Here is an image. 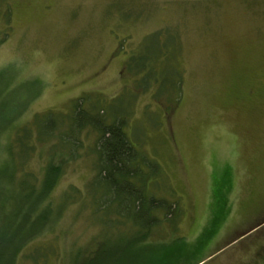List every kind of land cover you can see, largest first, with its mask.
<instances>
[{
	"label": "rangeland",
	"instance_id": "374dc122",
	"mask_svg": "<svg viewBox=\"0 0 264 264\" xmlns=\"http://www.w3.org/2000/svg\"><path fill=\"white\" fill-rule=\"evenodd\" d=\"M143 45L167 48L163 68L180 71L176 104L178 94L154 99L151 80L135 89L125 67ZM79 103L120 110L130 143L158 167L146 185L178 215L144 240L117 222L116 202L99 211L88 129L51 194L56 223L15 264H33L25 256L38 248L37 264H264V0H0V161L18 129L49 113L60 123ZM56 143H35L15 179L40 177Z\"/></svg>",
	"mask_w": 264,
	"mask_h": 264
},
{
	"label": "trees",
	"instance_id": "16d2710c",
	"mask_svg": "<svg viewBox=\"0 0 264 264\" xmlns=\"http://www.w3.org/2000/svg\"><path fill=\"white\" fill-rule=\"evenodd\" d=\"M143 47L142 52L138 50L129 57L125 67L128 75L135 79V89L147 92L148 80H151L157 85L154 99H159L166 93L178 94L177 98L175 96L167 99L168 105L176 104L182 75L180 71L174 72L171 69L169 72L163 68L164 60H168L167 48L151 45L145 46V49ZM156 66L166 72L165 74L158 70L157 73H161L160 79L153 77ZM166 88L172 90L168 92ZM101 102L98 101V104ZM96 108L90 106L87 110L79 103L73 108L72 114L67 115L60 123L53 120L51 113L38 115L32 125L24 126L15 133L12 140L15 144V154L12 158L7 156L0 161V173L7 166H13V177H0V264H15L26 246L44 232H48L56 223L54 220L51 222V194L64 168L77 158L76 153L81 148L79 135L88 129L97 134L93 152L97 157L98 172L89 189L100 195V204L104 205L97 206L99 211L107 210L116 202L118 209L114 216L117 222L122 224L125 219L131 221L135 228L133 239L141 237L144 240L155 235L151 233L153 225L172 221L178 215V209L171 202L155 197L146 185L145 178L155 176L158 167L156 169L152 162L138 155L124 131L127 121L120 110L115 107L104 117L101 116V112L105 111L103 104L101 112L96 113ZM109 116L113 120L107 123ZM60 125H64L62 133L59 131ZM51 139L57 140V143L52 144L48 151L49 159L42 175L35 177L33 173L26 172L15 179L16 171L25 170L21 159H30L35 153V143L46 144L52 141ZM141 161L145 163L149 173L145 174L140 169ZM9 194L12 196L9 197ZM15 194L16 199L18 197L16 201L13 200ZM65 195L71 202L72 195ZM157 211L161 213L159 217L154 216ZM44 252L45 249L38 248L25 258L37 264Z\"/></svg>",
	"mask_w": 264,
	"mask_h": 264
}]
</instances>
